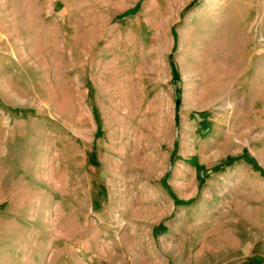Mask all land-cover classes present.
I'll return each instance as SVG.
<instances>
[{"label":"rangeland","instance_id":"rangeland-1","mask_svg":"<svg viewBox=\"0 0 264 264\" xmlns=\"http://www.w3.org/2000/svg\"><path fill=\"white\" fill-rule=\"evenodd\" d=\"M0 264H264V0H0Z\"/></svg>","mask_w":264,"mask_h":264}]
</instances>
